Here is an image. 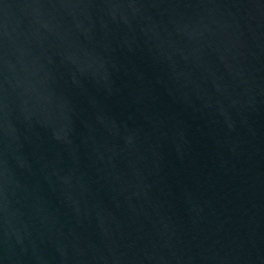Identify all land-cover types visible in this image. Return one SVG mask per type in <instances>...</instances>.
I'll list each match as a JSON object with an SVG mask.
<instances>
[{"label":"water","instance_id":"water-1","mask_svg":"<svg viewBox=\"0 0 264 264\" xmlns=\"http://www.w3.org/2000/svg\"><path fill=\"white\" fill-rule=\"evenodd\" d=\"M0 264H264V0H0Z\"/></svg>","mask_w":264,"mask_h":264}]
</instances>
